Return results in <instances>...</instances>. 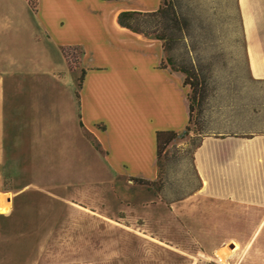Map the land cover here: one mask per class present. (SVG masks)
Returning a JSON list of instances; mask_svg holds the SVG:
<instances>
[{
    "label": "crops",
    "instance_id": "obj_1",
    "mask_svg": "<svg viewBox=\"0 0 264 264\" xmlns=\"http://www.w3.org/2000/svg\"><path fill=\"white\" fill-rule=\"evenodd\" d=\"M257 1L261 35H247L246 52L251 81L264 86V0ZM161 2L37 0L36 10L28 0L0 2V194L7 206L0 210V264H29V256L41 254L39 210L61 202L48 205L30 194L60 192L64 162L80 160L87 170L101 150L107 171L159 177L157 134L191 124V90L183 73L163 64V42L121 26L118 15L154 11ZM69 46L84 49L78 69L63 53ZM80 72L77 106L61 83L72 86ZM245 109L244 122H215L202 134L193 194L264 218V103ZM6 175L13 176L8 190Z\"/></svg>",
    "mask_w": 264,
    "mask_h": 264
},
{
    "label": "rangeland",
    "instance_id": "obj_2",
    "mask_svg": "<svg viewBox=\"0 0 264 264\" xmlns=\"http://www.w3.org/2000/svg\"><path fill=\"white\" fill-rule=\"evenodd\" d=\"M177 1L194 24L187 41L169 52L175 64H166L181 73V66L192 70L191 124L165 144L154 181L107 171L101 150L87 170L80 160L64 162L60 192L30 194L61 206L39 210L38 228L46 239L37 242L41 254L29 256V264H264L263 212L216 203L202 191L193 194L200 184L193 153L202 134L215 122H244L247 103H264V86L251 81L246 52L247 35H261V2ZM65 48L70 68H80L84 49ZM81 83V72L72 86L61 83L77 106ZM12 183L6 175L7 190ZM6 208L0 194V210Z\"/></svg>",
    "mask_w": 264,
    "mask_h": 264
},
{
    "label": "trees",
    "instance_id": "obj_3",
    "mask_svg": "<svg viewBox=\"0 0 264 264\" xmlns=\"http://www.w3.org/2000/svg\"><path fill=\"white\" fill-rule=\"evenodd\" d=\"M28 2L33 10L37 9V0H28ZM118 22L134 32L160 39L163 42L165 53L168 54L166 60L170 65L175 64L173 56L169 54L170 50L177 42L187 41L189 31L194 24L192 19L179 9L177 0H162L160 6L154 11H121L118 15ZM63 53L67 57L65 47H63ZM166 60L163 62L164 65H167ZM178 70L186 74L185 84H190L195 90L196 86L191 82L192 70L187 66H181ZM177 135L176 131L158 132L159 161L165 144Z\"/></svg>",
    "mask_w": 264,
    "mask_h": 264
}]
</instances>
